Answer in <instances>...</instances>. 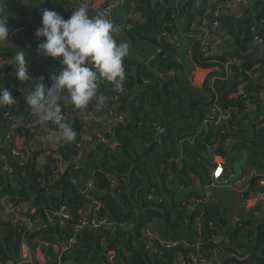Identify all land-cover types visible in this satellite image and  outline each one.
I'll list each match as a JSON object with an SVG mask.
<instances>
[{
	"label": "trees",
	"instance_id": "trees-1",
	"mask_svg": "<svg viewBox=\"0 0 264 264\" xmlns=\"http://www.w3.org/2000/svg\"><path fill=\"white\" fill-rule=\"evenodd\" d=\"M228 2L124 0L123 6L113 7L111 23L118 29L114 37L117 43L128 45L123 61L124 90L114 91L112 82L101 80L102 110L96 112L95 101L82 110L64 106L62 115L76 131V139L70 144L46 143L43 148L40 139L50 131L54 136L55 125L45 122V132L35 138L28 136L22 125L33 122L34 117L23 93L41 76L50 86L60 64L37 54L41 40L35 31L41 27L45 9L68 19L75 6L81 5L77 0H9L0 4V18L7 20L12 36L9 46L0 42V89H8L17 105L11 112L17 123L3 116L10 106L0 108V134L10 128L16 134L0 148V198L26 206L30 209L26 219L40 221L32 230L0 221V262L17 264L25 243L31 253L39 248L50 258L44 264H179L177 255L185 259L193 249L166 251L163 243L179 240L189 216L196 232L185 241L202 239L199 259L209 261L215 252H221L237 258L227 259L225 264H264V219L254 215L260 207L247 208L250 218L232 225L226 216L232 199L216 200L210 191L205 203L195 202L204 199L217 164L223 177L239 171L242 180L247 178L242 202L259 191L258 183L264 180V123L253 128L251 140L233 142L236 134L231 124L215 127L223 112L242 114L247 99H253L251 94H256L259 81H264V5L256 13L245 9L246 19L237 21ZM183 21L184 30L192 35L185 51L179 48L178 27ZM213 22L216 27L202 33L204 24L209 29ZM206 36L210 47L216 36L229 38L237 52L228 58L212 56L211 49L203 52L200 43ZM256 39L261 40L260 58L253 60L245 54ZM18 51L28 59L31 81L15 77L12 57ZM194 69L210 72L200 88L183 79L185 72ZM239 84L246 85L244 96L233 99ZM85 114L91 115L90 122L83 120ZM86 132L89 140H84ZM36 142L39 149L19 167L10 150L26 152L28 145ZM153 143L159 149L128 157L141 154ZM41 154L42 167L36 160ZM1 158L7 160L11 174L1 172ZM248 168L250 176L245 174ZM175 188L186 190L187 198L176 196ZM81 221L85 224L76 229ZM98 221L106 224L97 226ZM212 237L219 238L221 244L212 247ZM70 241L73 243L67 249Z\"/></svg>",
	"mask_w": 264,
	"mask_h": 264
},
{
	"label": "clouds",
	"instance_id": "clouds-1",
	"mask_svg": "<svg viewBox=\"0 0 264 264\" xmlns=\"http://www.w3.org/2000/svg\"><path fill=\"white\" fill-rule=\"evenodd\" d=\"M119 2L114 8L123 6L124 0ZM111 14L109 17H105L103 13L90 16L85 5L72 11L68 19L53 10L45 9L42 13L41 27L35 31V36L41 40L36 51L38 55L57 60L60 71L51 77L50 86L42 82L44 77L41 76L23 95L25 104L34 117V124L51 122L55 125L56 134L49 137L53 144H70L76 139V131L65 122L62 115L64 106L82 110L93 101L102 105L105 97L99 92L101 80L112 82L114 91L124 90L123 61L128 55V45L125 42L117 43L114 33L118 29L111 23ZM258 30L257 26L255 31ZM9 36L7 20L0 18V42L6 41ZM12 66L19 81L33 80L28 73V59L23 51L16 52L12 57ZM14 103L11 92L8 89H0V108H7ZM231 114L234 116L233 112ZM230 119L233 118L230 116ZM158 148L157 145L153 151ZM222 177V173L218 179L212 176L210 191L223 188L220 186ZM225 177L241 180L240 174L236 177H233V174ZM258 188L262 190L260 186ZM178 246L180 245L172 248Z\"/></svg>",
	"mask_w": 264,
	"mask_h": 264
},
{
	"label": "crops",
	"instance_id": "crops-1",
	"mask_svg": "<svg viewBox=\"0 0 264 264\" xmlns=\"http://www.w3.org/2000/svg\"><path fill=\"white\" fill-rule=\"evenodd\" d=\"M77 2H79L81 6L82 5L87 6L90 16H95L98 13H103L104 8L110 5V0H77ZM263 2H264V0H252V2H251L252 11L254 13H256L259 10H261L263 5H264ZM233 14H234V17L237 19V21H243L246 19V17H245L246 12L242 8H239V9L233 11ZM178 28H179V40H180V42H179L180 47L179 48L181 49V51L182 50L185 51L189 40L192 38V35L189 32L184 30V21L181 24H179ZM11 43H12V40L7 39L5 45L9 46ZM234 52H237L236 48H235L233 42L227 37L216 36L211 42L210 54L212 56H217L220 58H228V57L232 56ZM245 55L248 58H252L253 60H258L260 58V48L256 45L252 44L248 47L247 53ZM169 74L173 75L174 73H169ZM176 74L180 75L181 72H177ZM184 75L185 76L183 79L185 82H189V84L193 85L195 88H200L202 83L206 79V77L210 75V72L208 70L194 69V71L189 70V71L185 72ZM212 79H213V77L210 80H212ZM259 85H260V89L256 92V94H251V96H250V97H253V99L252 100L247 99L246 110L242 114L241 113H234L232 120L228 117V120L219 126V128L223 129V128H227L230 124L232 125L231 128L234 130V132L236 134L235 135L236 138H235V140H232V142L236 141V140L241 141L244 139L251 140L254 136L252 133L253 128L255 126L261 124V123H264V121H263L264 120V81L263 80L259 81ZM239 181H241V180H234L233 178L223 177L221 180L220 186H222L223 188L230 189L231 186L235 185ZM185 182H187V183L190 182L189 177L185 178ZM186 189H189V186H187ZM216 190H218V189H216ZM214 192H215V190H214ZM184 193H186V190H179L180 195H182ZM254 194L256 195L257 193H254ZM194 195L195 194H193V196ZM214 195H215V193H214ZM222 195H224V194L222 193ZM182 197L187 198V195L186 194L182 195ZM252 197H254V195L250 194L248 199L246 200V203L242 202L243 209L245 208V210H246L247 208L250 207V202H252V200H250V198H252ZM216 200H218L217 197H216ZM240 201H242V197H241ZM24 210L27 211V208H24ZM25 215H27V214H25ZM240 218H241V214H240ZM243 218L244 217H242V221H244ZM4 220H5L4 211L2 209H0V221H4ZM185 220L186 221H185V227H184L183 235L181 237H179V239H182V240L183 239L187 240L185 238L189 237V236L194 238L193 235L196 232V229H195L196 225H195L194 220L191 221L189 216ZM259 220L261 221L262 218ZM189 228H190V230H189ZM188 243L194 244V243H190V242H188ZM177 249L184 250V247L178 246L173 251H176ZM167 250H169V249H166V251ZM19 252H20L19 253V259L29 257V259L32 261V263L34 262V264H44L47 260H50V258L47 257L46 254H43L39 250V248H37L34 252L31 253V250L25 245V243L21 244ZM54 253L56 254L55 250H54ZM214 254H215V257L214 256L211 257L212 260L208 261L206 259V261H208L209 264H225V261L227 259H224V263L223 262L220 263L221 256H222V254L225 255V253L215 252ZM182 259H183L182 254H178L176 261L179 262V264H180ZM19 264H26V263H19ZM174 264H177V263H174ZM229 264H231V263H229Z\"/></svg>",
	"mask_w": 264,
	"mask_h": 264
},
{
	"label": "built area",
	"instance_id": "built-area-1",
	"mask_svg": "<svg viewBox=\"0 0 264 264\" xmlns=\"http://www.w3.org/2000/svg\"><path fill=\"white\" fill-rule=\"evenodd\" d=\"M7 1H9V0H0V4L4 3V2H7ZM70 1H74V0H70ZM119 1L120 0H110V5L104 8L103 15L105 17H109L111 12H112V8L120 4ZM227 6L232 11H235V10H237L239 8H242L244 10L247 9L248 13H250V11H252V4H251L250 0H229ZM78 7L79 6H75L74 10H76ZM213 14L217 15L218 14V9H216L213 12ZM216 24H217L216 22H213L210 25V28L208 29L207 26H206V23H205L204 24L205 28L202 30V33H206L207 34V33L211 32L216 27ZM11 37L12 36L10 35L8 39L11 40ZM259 44H261V40L260 39H256L253 45H256V46L260 47ZM200 45H201L202 51L205 52V53H208V51L210 50V40H209V38L207 36L204 37L202 39ZM245 86H246L245 84H239L236 87L235 91L232 93L231 98L237 99V98L243 97L244 96V92H245ZM103 106H104V103L102 105H98L97 104V106L95 107L96 112L102 110ZM16 108H17L16 104L11 105L9 107V109L4 113L3 116H5V118H9L13 122L17 123V121L11 116V112L14 111ZM230 114H231V111H228V112H225V113L224 112L221 113L218 116V118H217V123H216V124H218L217 126H219L222 123H224L225 121H227L228 117H230ZM118 116L120 117V115H118ZM83 120L85 122H90L91 115L85 114L83 116ZM118 120H119V118H118ZM22 129L27 132L28 136L33 137V138H35L36 135L42 134L46 130L44 123L36 125L33 122L23 124L22 125ZM15 135H16L15 132L11 128L8 129L7 133H5L4 135L0 134V148H2L5 144H7L9 141H11V139ZM52 135L53 134L50 131L49 133H47V135H43L42 136V138L40 139V144H41L40 148H43L46 143L47 144L51 143V141L49 140V136H52ZM86 139H88L87 132L84 135V140H86ZM38 149L39 148H38L37 142L33 143V144L30 143L28 145V148H27L26 152H23L22 150H20L18 148H15V149L10 150V156H11V158L14 159V161L16 162V164L19 167H23V166H25L28 163L29 155L32 152H35ZM54 158L57 159L58 157L55 156ZM1 160H2L1 161V163H2L1 172L5 173V174H8V175L11 174L12 169L9 166L7 160L4 159V158H1ZM36 160H37V165L42 167L43 164H44V156H43V154L38 156ZM221 173H222L221 166H219V164H217V166H216V168L214 169V172H213V178L214 179H218L221 176ZM258 184L263 190H259L257 192H254V193H257L256 195L253 193L255 198H254V200H252V202H250V208H252V207L256 208L255 206H257V208L258 207L261 208L262 205L260 204V201L264 202V180H260ZM210 187H212V186H210ZM210 187L208 186L206 191L204 192V199H199V200H196L195 202H197V203H205L208 200V197L210 196V191H209ZM24 208H27V207L24 206V205H20V204H8L4 197L0 198V209H2L4 211V217H5L4 221L5 222H9V223H11L14 226H20V227H25V228L28 227V228H30L32 230V229L35 228V224H37V223L39 224L40 221L38 219H35V220H32V221L29 220V219H26L27 215H25V214L29 213L30 209L27 208V211H25ZM60 211H61V213L63 214L64 217H67V214L64 213V208L63 207L60 208ZM255 212H259V211H255ZM254 215H255V217L259 216V218H257L258 220L261 219V218L263 220V218H264V212H263V214L255 213ZM84 224H85L84 221H81L80 224L78 226H76V229L82 228V226ZM105 224H106L105 221H98L96 225L99 226V225H105ZM144 233L147 234L146 231ZM220 241L221 240L219 238L212 237V239L210 240L209 244L212 245V247H216L219 244H221ZM72 243H73V241H70L67 249L70 248V245ZM163 244H165L164 245L165 249L172 248V247H174L176 245L183 246L184 249H193L192 250L193 252L190 255H188L185 259H182L180 264H209L208 261L203 260V259H199V257L201 256V248L203 246L201 238H197V240H196V242L194 244H189L185 240L176 241V242L165 241ZM185 260H189V261L186 262ZM30 261L31 260L29 259V257L28 258L25 257V258L20 259L18 264L19 263H28ZM59 264H61V263H59ZM64 264H66V263H64Z\"/></svg>",
	"mask_w": 264,
	"mask_h": 264
},
{
	"label": "rangeland",
	"instance_id": "rangeland-1",
	"mask_svg": "<svg viewBox=\"0 0 264 264\" xmlns=\"http://www.w3.org/2000/svg\"><path fill=\"white\" fill-rule=\"evenodd\" d=\"M210 49H211V47H210ZM217 125L218 124H215V127ZM137 150L140 152L139 149H137ZM244 158H245V156H243V158H242L241 166H243V164H244ZM219 166H220V164H219ZM239 174H240L239 171H234L233 177H236ZM245 174L250 176L251 175V168H248L246 170ZM246 179L247 178H244V180L241 179V181H239L235 185L231 186L230 189L222 188V189L215 190V192H214L215 196L218 199H221V200H223V199L225 200L227 198L232 199V201L230 203H228L229 205H228V210H227V213H226V216L231 221L232 225H236V222L242 221V217H244L246 219L250 218L249 215H248L250 210H248V209L245 210V208L243 209L242 201H240L242 195L244 194L245 188H246V184H247ZM216 188H220V187H216ZM175 191H176L175 192L176 196H178L180 198L178 188H175ZM222 193L224 195H222ZM185 194H187V192L182 194V195H185ZM175 199H177V198H175ZM250 200H254V197L250 198ZM245 203H246V201H245ZM260 204L262 205L261 206V210L259 212H254V214L255 213L263 214V212H264V202L260 201ZM255 207L257 208V206H255ZM249 209H250V207H249ZM239 214H241V218L240 217L237 218ZM256 218H259V216L256 217ZM189 230H190V228H189ZM26 264H34V262L32 263V261H30V262H28Z\"/></svg>",
	"mask_w": 264,
	"mask_h": 264
},
{
	"label": "water",
	"instance_id": "water-1",
	"mask_svg": "<svg viewBox=\"0 0 264 264\" xmlns=\"http://www.w3.org/2000/svg\"><path fill=\"white\" fill-rule=\"evenodd\" d=\"M231 118H233V114L230 115ZM218 129H222V128H218ZM157 146V143H153L151 144L144 152H142L141 154H136V153H131L128 155V157H141V156H144V155H147V154H150L151 152H153V149ZM212 201H210L209 203H211ZM240 217V214L238 215L237 218ZM176 248H172V249H169V251H173L175 250ZM237 259L234 255H231V254H225L221 256V261L220 263H224V259ZM0 264H14L13 262H10V261H5V262H0Z\"/></svg>",
	"mask_w": 264,
	"mask_h": 264
},
{
	"label": "flooded vegetation",
	"instance_id": "flooded-vegetation-1",
	"mask_svg": "<svg viewBox=\"0 0 264 264\" xmlns=\"http://www.w3.org/2000/svg\"><path fill=\"white\" fill-rule=\"evenodd\" d=\"M230 118V117H229Z\"/></svg>",
	"mask_w": 264,
	"mask_h": 264
}]
</instances>
